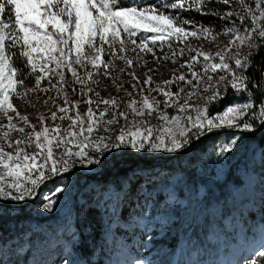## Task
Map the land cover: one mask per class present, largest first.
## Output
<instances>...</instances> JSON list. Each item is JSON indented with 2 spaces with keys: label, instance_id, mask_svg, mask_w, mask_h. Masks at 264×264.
<instances>
[{
  "label": "snow or ice",
  "instance_id": "obj_1",
  "mask_svg": "<svg viewBox=\"0 0 264 264\" xmlns=\"http://www.w3.org/2000/svg\"><path fill=\"white\" fill-rule=\"evenodd\" d=\"M213 3L223 4L230 10L224 12L205 10ZM193 4L196 5L195 11L203 15L219 16L221 20L232 21L235 26L223 29V33L231 35L233 39L223 51L216 54L218 61L208 54L197 52L190 60L180 65V69H188L191 79L181 72L178 77L164 81V87L158 85L155 89L167 97L165 101L167 107L170 106V101L178 99V93L165 90L167 86L177 82L192 86L193 91L189 92L184 103L177 107L178 112L186 113V123L178 116L168 117L161 113L160 118L173 125L165 130L167 135L156 134L154 139H151L153 129L148 127L141 129L133 125L127 129L121 128L111 143H105L104 137L91 140L92 133L97 131L102 123H113L117 114L110 109L118 107V104L115 99L95 102L97 108L100 103L107 106L105 111L99 112L97 116L91 107L94 101L89 99L86 101L90 106L86 119L79 113L75 118L67 115L59 117L61 120L70 119L69 129L78 128L79 131L62 130L59 125L52 129L42 127L40 131H36L34 126L29 125L33 130L27 133L24 139L7 141L10 131L25 132V128L12 123L13 116L9 113H15V116L25 124L28 123L27 117L20 116L11 102L12 97L23 95L18 91L19 86L24 84L21 76L35 78L37 88L44 79H48L51 88H56L55 84H51L50 78L59 77L58 83L62 89L68 83L64 75L67 70L74 78V82L82 86L81 95H86L83 86L88 82L96 83L94 76L101 73L109 76L110 70L115 68V60L122 61L126 67L133 66L134 60L126 56L128 51L135 53L136 63L141 59L140 53L152 54L156 62L167 61L170 59L168 55L157 56L154 49L168 42L172 63H176L174 58L177 55L182 57L183 49L172 48L173 39L183 43L188 37L200 38L202 34L206 35L211 31L204 26L195 28L194 25L192 30H188L184 25L193 24L192 21L183 20L178 15L166 14L169 9L189 11ZM5 15L7 19L4 18ZM148 33L152 35L148 36ZM128 44L132 47H127ZM234 44H246L250 49L256 48L258 44L264 47V0H164L159 7L137 4L124 6L123 0H0V115L7 121V123L0 121V128L5 129L2 135L7 147H14V152H8L4 147H0V202H29L32 197L37 196V189H40L50 176L69 172L67 158L77 157L80 164L86 162L89 165H100L99 159L88 156L86 151L88 148L106 152L109 148L131 147L142 149L146 153L156 151L179 153L192 142V137L205 136L215 130L242 129L251 132L257 121L258 126L264 128V85L259 80L251 79L245 72L238 71L249 67V61L253 59L251 55L241 59L236 53L235 66H232L230 60L233 59V55L228 49ZM13 49H18V55ZM105 55L109 56L107 61L102 58ZM200 57H203L205 62L203 75L194 70L200 64ZM15 60L24 62L25 72H21L15 66ZM209 61L212 62L208 63ZM89 65L92 71H87ZM76 66L85 69L87 80L81 78ZM37 70L42 75L38 74ZM209 73L221 74L216 85L209 84L204 89L205 91L212 89V95L205 97L208 104L223 100L225 97L222 93H226V87L233 91V95L246 94V97L242 101H233L225 105L224 110L215 114H210L207 107L203 109L197 107V115L193 117L191 114L193 106L188 103V99L195 94L194 89L202 80L213 79ZM129 75L136 81L132 85L135 89L140 80L135 73ZM151 82L152 77L148 76L143 84L149 85ZM28 91L33 89L29 88ZM137 103L133 100L128 104L129 110L137 116L145 115V109L147 114L151 115L156 108L147 97L143 98L142 107H136ZM75 107V104H69L65 100V107L58 108V111L67 113L70 108ZM119 115L125 120L128 119L125 113ZM106 116L112 118L105 119ZM51 118L56 120L57 113L53 112ZM40 123L43 125V117L40 118ZM238 142L239 138L230 139L221 147L218 155L224 152L231 153L232 148L238 146ZM65 191V188L57 186L51 195L41 192L38 198L42 200V207L52 212L53 205L57 203L53 197ZM3 211L4 205L0 203V216L3 215ZM259 256L264 257V251H260ZM66 264H72V261L69 260ZM124 264L133 262L125 261Z\"/></svg>",
  "mask_w": 264,
  "mask_h": 264
},
{
  "label": "rangeland",
  "instance_id": "obj_2",
  "mask_svg": "<svg viewBox=\"0 0 264 264\" xmlns=\"http://www.w3.org/2000/svg\"><path fill=\"white\" fill-rule=\"evenodd\" d=\"M147 5L141 4V6ZM4 18L7 19V15ZM235 19L234 17L233 20ZM193 25L195 28L201 26L193 23L185 24L184 27L192 30ZM234 26L232 21H227L223 27L217 30L204 26L205 28H210L211 31L206 35L202 34L200 38L188 37L183 43L173 39L171 41V47L183 49V56L177 55L174 58L176 63H172L171 50L168 42L154 49L157 56L168 55L170 59L167 61L156 62L153 60L152 54L140 53L141 59L139 63H136L135 53L128 51L126 56L134 60L133 66L126 67L122 61L115 60V68L110 70L109 76L101 73L100 75L94 76L96 83L88 82L83 86V91L87 93L86 95H81L82 86L74 82V78L67 70H65L64 75L68 83L62 89L61 84L58 83L59 77L50 78L51 84H55L56 88L50 87L48 79L42 80L40 87L37 88L35 78H24V84L18 88V91L23 95L20 97H12L11 102L20 116L27 117L28 123L25 124L24 121L15 116V113H9L13 116L12 123L17 127L25 128V132L10 131L7 141L14 142L17 139H24L27 133L33 130L29 125L34 126L36 131H40L42 127L52 129L57 125L62 130L69 129L71 120H61L59 117L67 115L75 118L77 113H79L80 116H84L86 119V114L90 107L86 101L89 99L94 101L91 107L97 116L99 112L105 111L107 106L100 103L97 108L95 102L115 99L118 104V107L110 109V111L117 114L113 123H102L99 129L92 133L91 140L104 137L105 143H111L115 136L120 133L121 128L127 129L133 125L141 129L145 127L153 129V138L151 139H154L156 134L167 135L165 130L173 127V125L162 120L160 118L161 113L168 117L178 116L183 123H186V113L178 112L177 107L184 103L185 98L188 97L189 92L193 91V88L184 82H177L167 86L166 91L178 93V99L170 101V106L167 107L165 106L167 97L155 89H157L158 85L164 87V81L178 77L181 72H184L187 78L191 79L190 74H188V69H180V65L190 60L197 52L208 54L218 61L216 54L223 51L229 41L233 39L231 35L224 34L223 29ZM147 35L151 36L152 33H148ZM127 47L131 48L132 46L128 44ZM161 48L163 52H161ZM256 48L250 49L246 44H234L228 49L229 53L233 55L230 63L233 67L235 66L234 58L236 53L239 54L241 59H244ZM13 51L18 52V49H13ZM102 58L107 61L109 56L105 55ZM199 60L200 64L194 70L203 75V65L205 62L203 61V57H200ZM211 62L209 61L208 63ZM50 67H54V65H50ZM76 67L81 78L87 80L85 69L79 68V66ZM121 69L124 70L121 71ZM243 70L240 69L238 71ZM87 71H92L91 65H89ZM37 72L42 75V73H39V70ZM129 73H135L136 77L140 80V83L137 84L135 89H133L132 85L136 81L133 80ZM219 74L221 73H209V75L213 76V79L211 81L207 79L202 80L200 85L194 89L195 94L188 99V103L193 106L191 110L193 117L197 115V107L203 109L208 106L205 97L212 95V89L209 88L208 91L204 89L209 84L216 85ZM148 76L152 77V82L149 85H144L143 81ZM29 88H32L33 91H28ZM89 88L91 91H89ZM141 88H143V92H141ZM41 89H47V91H42ZM144 97H147L150 103H154L156 108L151 115H148L147 109H145V115L137 116L129 110L128 104L135 100L138 102L135 106L142 107ZM245 97L233 99L226 105L231 104L233 101H242ZM65 100L69 104H75L76 107L70 108L67 113H61L58 111V108L65 107ZM224 108L225 105L219 111L212 114L221 112ZM53 112L57 113L56 120L51 118ZM119 113H125L128 119L125 120ZM41 117H43V125L40 123ZM111 118V116L105 117V119ZM0 121L7 123L3 115H0ZM69 130L79 131L78 128ZM4 131L5 129L0 128V147H4L8 152H14V147H7V143L2 135ZM213 133L218 134V136L215 140L204 144V148L197 154L198 163L196 170L198 173H205L209 169H212L215 178L221 179L228 162L241 149L242 130L221 129L215 130ZM197 138L192 137V142L180 150L179 153L160 151L146 153L142 149L138 150L131 147L121 149L109 148L106 152L95 151L93 148L86 149L88 156L98 158L101 161L100 165H103L102 161H107L110 158L120 157L125 159L122 161L123 167L118 169L119 172L114 169L106 176H115L111 178H105V175L95 170L100 165H89L86 162L85 164H80L79 158L77 157L67 158L69 172H62L57 176H50L41 185V188L37 189V196L32 197L29 201L33 204V213L36 216H41L48 213V211L42 207V200L38 198L39 194L44 192L51 195L57 186L66 189L63 194H57L53 197L57 201L53 205V211L59 209L63 212V215L51 223V227L55 229L54 231L49 227L43 230L42 240L48 245V256L41 262H38V264H66L69 260L72 261V264H86L84 253L89 252L92 259L95 262H99V264H112L114 258H117L122 264L125 261H132L133 264H146L147 259L139 255L142 235L150 230L154 224L161 226L175 219L185 205L183 198L185 192V177L181 171H176L173 177L162 178L165 175L166 164L182 160L183 154L188 150L191 151L190 149L195 146ZM232 138H239L238 146H234L231 153L224 152L222 155H218L221 147ZM248 171L251 174L248 182V190L252 200L245 206V209H250L252 212L262 211L264 209V141L260 146L255 147L250 152L248 156ZM79 176L90 177L93 182L86 185L81 194H75L74 184L76 178ZM198 192L202 193L200 186L198 187ZM72 195H75L77 199L75 204H71L70 202ZM29 202L0 203L14 209L17 205L27 204ZM88 205H91L93 209L95 207L98 208V212L95 211V213H92L95 218H91L86 212ZM109 217L113 225L121 227L118 231L110 229L106 224V220ZM239 226L238 233L241 236L243 234V227L241 225ZM256 230L260 231L258 237L246 242L240 249L235 248L233 256L219 258L214 264H233L235 261L238 263L246 254L264 251V227L257 223ZM24 247L25 245L16 247L14 253H21ZM121 250L124 251V258H121Z\"/></svg>",
  "mask_w": 264,
  "mask_h": 264
},
{
  "label": "trees",
  "instance_id": "obj_3",
  "mask_svg": "<svg viewBox=\"0 0 264 264\" xmlns=\"http://www.w3.org/2000/svg\"><path fill=\"white\" fill-rule=\"evenodd\" d=\"M163 3L164 0H123L124 6L148 4L159 7ZM195 6L192 5L191 10L183 12L169 9L166 14L178 15L183 20H190L195 24L216 30L227 23L219 16L203 15L195 11ZM209 9L216 12L230 10L223 4L215 3L208 5L205 10ZM249 55L253 59L249 61V67L243 72L256 80L260 68L264 65V47L258 45ZM14 63L21 72L26 71L22 60H15ZM21 78L24 79L23 76ZM222 94L225 97L223 100L208 104L207 109L210 114L219 111L233 99L246 96V94L235 96L233 91L227 87L226 93ZM257 128L251 132L242 131L241 149L228 162L221 179L215 178L212 169L205 173H198L196 170L197 154L204 148V144L216 139L218 134L215 133L198 137L195 146L190 149L191 151L188 150L183 154L182 160L166 164L165 175L162 178L173 177L176 171H181L185 177L183 197L185 205L175 219L161 226L154 224L142 235L139 255L147 259L146 264H214L219 258L233 256L235 248L240 249L246 242L258 237L260 231L256 230V224L259 223L264 227V209L254 212L245 209V206L252 200L248 190L251 177L248 171V156L264 141V129ZM106 163V160L102 161L103 165L97 171L105 175V178L115 177L114 175L106 176L114 169L119 172L118 169L123 167L119 164L110 170ZM92 182L90 177H77L74 184L75 194H81L84 187ZM199 186L202 188V193L198 192ZM76 201L75 195H72L71 204H75ZM19 206L13 209L5 205L3 215L0 216V264H38L41 262L48 256V245L42 240L43 230L49 227L54 231L51 223L63 215L61 210L55 209L36 216L33 213V204L30 202ZM86 210L91 218H95L92 213L98 212V208L93 209L91 205H88ZM111 222L109 217L106 224L110 229L118 231L121 228ZM239 225L243 227L241 236L238 233ZM21 245H25L23 251L14 253L16 247ZM121 252V258H124V251L121 250ZM84 256L86 264H99L92 259L90 252L84 253ZM252 261L255 264H264V257H260L257 252L249 253L244 255L240 262L235 261L236 263L233 264H246ZM112 264L122 263L114 258Z\"/></svg>",
  "mask_w": 264,
  "mask_h": 264
},
{
  "label": "built area",
  "instance_id": "obj_4",
  "mask_svg": "<svg viewBox=\"0 0 264 264\" xmlns=\"http://www.w3.org/2000/svg\"><path fill=\"white\" fill-rule=\"evenodd\" d=\"M262 74H264V65L260 68V71L258 72V76L256 80H259L262 85H264V79H262ZM259 125V121H257V124L253 126L252 131H254ZM242 130V129H241ZM243 131V130H242ZM124 158H110L107 160V166L110 170H113L117 165L122 164V161H124ZM102 165H100L95 170L99 171Z\"/></svg>",
  "mask_w": 264,
  "mask_h": 264
}]
</instances>
